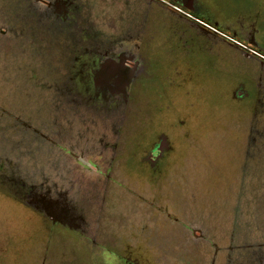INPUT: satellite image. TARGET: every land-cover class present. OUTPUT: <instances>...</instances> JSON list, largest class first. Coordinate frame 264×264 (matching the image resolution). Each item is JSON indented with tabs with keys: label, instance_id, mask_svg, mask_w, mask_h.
<instances>
[{
	"label": "rangeland",
	"instance_id": "obj_1",
	"mask_svg": "<svg viewBox=\"0 0 264 264\" xmlns=\"http://www.w3.org/2000/svg\"><path fill=\"white\" fill-rule=\"evenodd\" d=\"M74 3L63 19L0 0V27L13 28L0 29L2 264H105L104 251L141 264H264V0H197L193 17L210 30L173 0ZM255 28L263 59L238 45ZM115 42L139 43L143 68L127 100L88 105L80 61ZM241 83L255 104L235 97ZM164 136L157 180L131 171ZM64 147L111 176L80 170ZM30 190L64 192L60 206L84 216L60 225L50 258L44 216L18 197Z\"/></svg>",
	"mask_w": 264,
	"mask_h": 264
},
{
	"label": "flooded vegetation",
	"instance_id": "obj_2",
	"mask_svg": "<svg viewBox=\"0 0 264 264\" xmlns=\"http://www.w3.org/2000/svg\"><path fill=\"white\" fill-rule=\"evenodd\" d=\"M173 2L174 3L170 6V9H175L182 19L190 18L197 26L202 27L205 30H210L208 23H204V21L199 20L197 17H193L197 0H173ZM75 7L74 0H29V5H27L26 11L24 12L27 13L28 11H34L39 14L38 17H43L44 14H49L65 19L69 17L70 12H75ZM199 27L197 28L199 29ZM1 28L2 27H0V29ZM202 28H200L201 31L199 32L203 35H208V32ZM12 30L13 28L10 27L8 29L2 28L1 31L3 34H8ZM248 33L250 34L247 35V44L245 46L238 44L239 47L242 49L245 48L246 50L244 49V52L249 56L256 54V56L262 58L254 47L257 46L256 34L258 33V29L255 28L248 31ZM226 39L230 40L229 38ZM139 49V43L115 42L111 47L100 49L97 47L96 53L91 54L90 57L80 61L81 64L78 66L77 71L79 70L80 77L83 79L80 91L83 93V98L86 104L95 105L104 103L108 108H112V106L120 101L127 100L135 79L138 77V74L145 63L144 59L139 54ZM91 51L94 52L93 50ZM234 94L235 97H239L240 99H244L246 96L250 97L249 99L253 104L257 102L254 101L255 97L254 95L251 96V92L246 88L245 83H241L237 86L234 90ZM170 147L171 145L165 136L159 141L151 142L147 146L145 153L137 159L136 165L130 167L131 171L143 169L151 179L157 180V176L164 172V165L168 159ZM62 151L64 156H72L77 164L79 163L80 170H86V173L100 171V174L102 175L107 172L108 176H111L110 171H102L100 166H97L90 159L88 160L90 162L85 165L79 158L78 154L74 153L71 149L64 147ZM114 157L115 156L112 155V158ZM17 182H19L20 185L23 183L21 180ZM56 186L60 187L59 184H56ZM52 187L55 188L53 184ZM24 191L26 190L24 189ZM49 191L50 190L45 194H40L30 190L28 194H24L25 196L22 195V192L18 193V197L23 203L29 205L32 211L34 210L41 214V216H44L38 218L43 221L45 236L44 238L42 237V241H44L43 243L46 245V257L50 258L53 255L49 256V253H47L49 245L52 243V241L49 243L50 239L66 238L63 232H65L68 227L72 229L74 227H79L81 225L80 221L84 220V216L83 214L74 215L67 208L60 206L62 200L59 198L63 197L64 192L60 193L56 191L57 193L53 195ZM1 193L2 192L0 191V194ZM26 197H29V199ZM60 225L66 227V229L61 228ZM12 240L15 243L14 236L10 237L9 245L12 243ZM130 248L131 245L128 246V249ZM9 251L4 236L0 240V264L3 263L5 256ZM49 252H52V249ZM103 257L104 258L102 259L105 264H141L137 259L130 256L128 252L119 254L114 251H104Z\"/></svg>",
	"mask_w": 264,
	"mask_h": 264
}]
</instances>
